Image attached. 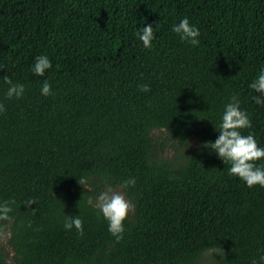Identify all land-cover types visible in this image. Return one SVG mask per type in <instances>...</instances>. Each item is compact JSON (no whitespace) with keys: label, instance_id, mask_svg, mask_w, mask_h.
<instances>
[{"label":"trees","instance_id":"16d2710c","mask_svg":"<svg viewBox=\"0 0 264 264\" xmlns=\"http://www.w3.org/2000/svg\"><path fill=\"white\" fill-rule=\"evenodd\" d=\"M184 18L199 45L172 31ZM148 24L150 49L137 35ZM37 56L51 61L44 76ZM262 69L264 0H0V203L15 201L0 264H192L214 249L217 264H264V187L204 147L236 96L252 125L242 135L264 148V104L250 88ZM5 75L22 98H6ZM155 131L201 147L158 162ZM129 178L135 213L116 242L97 189ZM78 215L83 236L64 228Z\"/></svg>","mask_w":264,"mask_h":264},{"label":"clouds","instance_id":"9594fccd","mask_svg":"<svg viewBox=\"0 0 264 264\" xmlns=\"http://www.w3.org/2000/svg\"><path fill=\"white\" fill-rule=\"evenodd\" d=\"M172 31L179 34L182 40L189 42L192 46L199 45L198 39L200 32L197 27L190 24L187 18L182 19L179 24L174 25ZM137 35L145 48L152 47L154 39V30L151 24L138 29ZM52 67L51 61L47 56H37L32 69L37 76H44L46 70ZM2 79L9 85L6 98H22L25 87L23 84L13 83L7 76ZM141 91L148 92L150 87L147 84L138 85ZM259 95L253 96L257 104H264V69L258 75V78L250 85ZM41 94L44 96L52 95L51 85L45 81L41 88ZM6 111L4 105L0 103V113ZM251 121L246 112L241 111L239 99L236 96L231 98L224 110L219 124V136L214 142H207L204 147L214 151L225 164H230L229 175L236 176L246 183L249 188L256 185L264 187V166H257L256 161L264 158V148L258 147L253 134L242 135L241 130L250 128ZM81 185L82 181H78ZM135 179L129 178L122 181L120 187L128 188L135 186ZM15 201H4L0 203V221L10 220L9 213L13 211L10 207ZM35 203L29 199L25 205ZM95 207L102 213L104 219L108 222V231L116 242L123 239L125 232L124 221L130 212H134L135 205L129 202L124 195L115 192L111 186L106 191L101 192L95 201ZM73 227L77 233L83 236V221L80 216H67L64 224L65 230H71ZM264 260V257H261ZM253 264H256L254 261Z\"/></svg>","mask_w":264,"mask_h":264},{"label":"rangeland","instance_id":"374dc122","mask_svg":"<svg viewBox=\"0 0 264 264\" xmlns=\"http://www.w3.org/2000/svg\"><path fill=\"white\" fill-rule=\"evenodd\" d=\"M154 138H155V141H154L153 156L156 161L162 162V163H174L175 160H179V155L193 151V150H197L201 147V142L197 139H191L188 142V144L185 147H183L169 140L165 131H155ZM108 187L109 185H106V184H104L103 186L100 185L97 189L98 190L97 196L101 192L106 191ZM112 188L115 192H118L124 195L125 198L129 202H131L126 195L124 188L120 186H116ZM134 213H135V210L134 212H130L127 218L132 219L134 217ZM9 238H10L9 230H6L5 232H3L0 238V247L5 254L10 253V256H12V251L9 246ZM221 255H222L221 250H218V249L209 250V251L204 252L192 264H217L221 260L219 259Z\"/></svg>","mask_w":264,"mask_h":264}]
</instances>
